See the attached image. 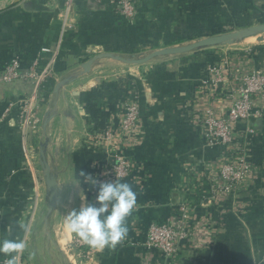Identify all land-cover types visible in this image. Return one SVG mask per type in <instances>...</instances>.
Wrapping results in <instances>:
<instances>
[{
    "label": "crops",
    "instance_id": "obj_1",
    "mask_svg": "<svg viewBox=\"0 0 264 264\" xmlns=\"http://www.w3.org/2000/svg\"><path fill=\"white\" fill-rule=\"evenodd\" d=\"M140 1L141 14L131 25L116 17L108 0H76L65 14L66 0H20L0 11V67L18 57L22 72L36 63L40 73L53 60V73L39 94L40 133L28 138L38 158L35 180L19 129V101L31 86L0 88L3 254L23 245L26 264H174L142 245L150 224L163 223L180 202H191L185 177L214 165L217 150L206 148L185 118L188 99L211 59L199 50L140 65L109 58L85 65L104 53L144 56L206 38L214 26L264 19V0ZM262 42L264 34L252 31L231 45ZM262 46L250 52L258 61L264 60ZM132 95L139 101L142 142L126 155L137 171L115 188L95 187L90 174L105 156L87 140L108 123L116 127L118 105ZM252 120L250 134L245 124L237 131L257 173L236 201L196 208L213 226V243L199 264H264V113ZM42 163L57 186L51 210ZM88 236L95 239L93 253L81 258L72 243Z\"/></svg>",
    "mask_w": 264,
    "mask_h": 264
},
{
    "label": "built area",
    "instance_id": "obj_2",
    "mask_svg": "<svg viewBox=\"0 0 264 264\" xmlns=\"http://www.w3.org/2000/svg\"><path fill=\"white\" fill-rule=\"evenodd\" d=\"M75 1L66 0L64 14ZM108 3L116 17L126 24H134L141 14L140 0H108ZM42 52L51 53L50 50ZM250 52L244 50L227 55L224 52L207 63L188 99L185 118L203 145L217 150V156L208 173L201 170L202 173L197 175L193 171L185 177L184 192L191 202H180L166 221L152 223L146 229L142 247L174 264L181 261L183 264H199L202 253L213 243L211 221L206 216H198L196 208L205 209L207 204L236 201L238 195L251 186L257 173L246 159L247 149L237 131L238 124H245L246 132L250 134V120L264 113V60L256 61ZM52 56L55 59L53 52ZM51 62L40 73L36 71V63L22 72L18 57L0 67V88L11 87L18 82L31 86L30 93L19 101V129L26 144L25 164L34 180L37 154L29 147L28 138H38L40 133L39 94L43 83L53 73ZM118 110L120 119L116 127L108 123L87 140L91 150L105 156V161L90 174L89 181L95 187L115 188L137 171L136 164L126 155L142 142L137 96L122 100ZM94 242L93 236H88L75 240L72 245L82 258L88 259L93 253ZM26 259L23 245L11 254L0 251V264H26Z\"/></svg>",
    "mask_w": 264,
    "mask_h": 264
},
{
    "label": "water",
    "instance_id": "obj_3",
    "mask_svg": "<svg viewBox=\"0 0 264 264\" xmlns=\"http://www.w3.org/2000/svg\"><path fill=\"white\" fill-rule=\"evenodd\" d=\"M252 31L264 34V25H256L250 28H245L230 33H224L216 36L206 37L185 46L166 48L152 52L144 56H137L135 58L127 59L119 56H113L110 53H104L87 62L85 67H89L95 60L101 58H109L127 65H140L147 63L148 61L160 56L182 55V54H187L189 52L206 50L217 46H230L233 43V41H236L242 37H245L246 35L251 34ZM42 171L48 190V206L49 209L51 210L54 208L56 203L57 186L53 176L50 175V171L45 163H42Z\"/></svg>",
    "mask_w": 264,
    "mask_h": 264
},
{
    "label": "rangeland",
    "instance_id": "obj_4",
    "mask_svg": "<svg viewBox=\"0 0 264 264\" xmlns=\"http://www.w3.org/2000/svg\"><path fill=\"white\" fill-rule=\"evenodd\" d=\"M20 0H0V11H2L3 9L9 7L10 5L18 2ZM240 24L238 25H228L225 27H211L213 28L210 32H207L206 34H203L207 37H211V36H216V35H220L224 34V33H230V32H234V31H238L241 29H245V28H250L253 27L255 25H261L264 24V19H258V18H241L240 19ZM237 21V20H236ZM199 37V36H198ZM260 44H264V42L259 43V44H243V45H230V46H217V47H212L206 50L211 51L212 53L214 52L215 55L214 57L217 58L219 56H222L224 54V52L227 54L231 53V52H241L244 50H252L254 48H256L255 46L260 45ZM137 56H134L133 58H135ZM120 64H123L120 62ZM123 65H127V64H123ZM128 66V65H127ZM41 129V128H40ZM40 131V130H39ZM38 164V158L36 161V165ZM39 172V169L37 168V174ZM78 240V239H77ZM74 242V241H73ZM82 258V256H80ZM27 258V257H26ZM27 260V259H26Z\"/></svg>",
    "mask_w": 264,
    "mask_h": 264
},
{
    "label": "trees",
    "instance_id": "obj_5",
    "mask_svg": "<svg viewBox=\"0 0 264 264\" xmlns=\"http://www.w3.org/2000/svg\"><path fill=\"white\" fill-rule=\"evenodd\" d=\"M262 48H264V46H262ZM203 53H207V56H209L210 59H211L210 61H213V60H215V59L218 58V57L215 58V57H214L215 53H214V52L212 53V52L209 51V50H206V51H204ZM254 59H255L256 61H258V58H257V57H254ZM135 87H136V86H135ZM138 102H139V101H138ZM251 120H252V119H251ZM251 120H250V121H251ZM253 122H255V120H252V122H251V124H250L251 126H253Z\"/></svg>",
    "mask_w": 264,
    "mask_h": 264
}]
</instances>
